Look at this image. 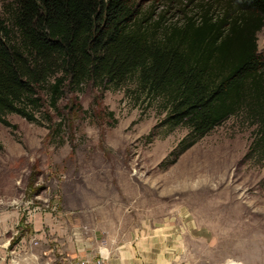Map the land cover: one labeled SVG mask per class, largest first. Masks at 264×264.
I'll return each mask as SVG.
<instances>
[{"label":"rangeland","instance_id":"rangeland-1","mask_svg":"<svg viewBox=\"0 0 264 264\" xmlns=\"http://www.w3.org/2000/svg\"><path fill=\"white\" fill-rule=\"evenodd\" d=\"M134 4L159 36L207 10L241 13L229 0ZM257 40L264 59V26ZM135 86L89 85L64 97L59 113L47 103L52 122L15 113L5 116L11 125L0 121V264L36 252L41 239L22 234L43 212L87 231L110 261L128 249L139 264H264V157L250 150L253 118L232 115L177 156L188 128L166 125L162 100Z\"/></svg>","mask_w":264,"mask_h":264},{"label":"trees","instance_id":"trees-1","mask_svg":"<svg viewBox=\"0 0 264 264\" xmlns=\"http://www.w3.org/2000/svg\"><path fill=\"white\" fill-rule=\"evenodd\" d=\"M240 14L207 10L158 35L134 0H9L0 12V121L10 113L53 121L69 94L89 85L124 87L161 99L171 128L188 135L177 156L232 115L256 129L250 150L264 157V59L257 34L264 0H229ZM244 12V14H243ZM77 108L82 109L78 104Z\"/></svg>","mask_w":264,"mask_h":264},{"label":"crops","instance_id":"crops-1","mask_svg":"<svg viewBox=\"0 0 264 264\" xmlns=\"http://www.w3.org/2000/svg\"><path fill=\"white\" fill-rule=\"evenodd\" d=\"M67 219L69 222L68 216ZM62 221H66L62 215L54 219L47 212L38 213L26 234H22L24 242L31 234L34 239H41L39 246L35 247L36 252L27 254L25 262L13 259L8 264H70L78 258H94L101 253L109 258V264H139L128 249L115 252L114 259L110 261L108 247L90 241L85 230L79 231L78 227L72 226L64 228Z\"/></svg>","mask_w":264,"mask_h":264},{"label":"built area","instance_id":"built-area-1","mask_svg":"<svg viewBox=\"0 0 264 264\" xmlns=\"http://www.w3.org/2000/svg\"><path fill=\"white\" fill-rule=\"evenodd\" d=\"M70 264H109L108 257L101 253L100 256L94 258H78Z\"/></svg>","mask_w":264,"mask_h":264},{"label":"bare ground","instance_id":"bare-ground-1","mask_svg":"<svg viewBox=\"0 0 264 264\" xmlns=\"http://www.w3.org/2000/svg\"><path fill=\"white\" fill-rule=\"evenodd\" d=\"M227 264H240V263L228 262Z\"/></svg>","mask_w":264,"mask_h":264}]
</instances>
